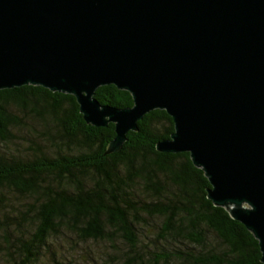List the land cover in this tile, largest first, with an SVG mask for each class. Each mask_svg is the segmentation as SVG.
<instances>
[{
    "label": "water",
    "instance_id": "water-1",
    "mask_svg": "<svg viewBox=\"0 0 264 264\" xmlns=\"http://www.w3.org/2000/svg\"><path fill=\"white\" fill-rule=\"evenodd\" d=\"M76 96L119 151L157 109L161 152H189L209 197L259 240L264 263V0H0V90ZM115 85L134 105L103 104Z\"/></svg>",
    "mask_w": 264,
    "mask_h": 264
},
{
    "label": "trees",
    "instance_id": "trees-1",
    "mask_svg": "<svg viewBox=\"0 0 264 264\" xmlns=\"http://www.w3.org/2000/svg\"><path fill=\"white\" fill-rule=\"evenodd\" d=\"M96 97L134 105L133 95L115 85L100 87ZM174 132L173 117L157 109L109 152L116 125L89 124L76 96L36 85L0 90L5 264H45L56 254L52 239L67 234L74 249L87 242L108 248L89 254L91 264L112 255L120 264H264L259 240L210 199L211 182L191 154L158 150ZM12 192L28 199L22 209H13ZM82 255L72 250L77 262L57 254L51 262L83 264Z\"/></svg>",
    "mask_w": 264,
    "mask_h": 264
},
{
    "label": "rangeland",
    "instance_id": "rangeland-1",
    "mask_svg": "<svg viewBox=\"0 0 264 264\" xmlns=\"http://www.w3.org/2000/svg\"><path fill=\"white\" fill-rule=\"evenodd\" d=\"M25 149H28V146L24 144L23 146ZM9 191V190H8ZM11 196V205L12 207H14L13 209H22L24 204L26 202H28V199L21 194H17L12 192V194H10ZM12 209V208H10ZM13 212H11V215H17V212L15 210H12ZM159 220L156 219L155 222ZM19 235V230L17 229L15 231V236ZM52 240H56L55 242V250H56V254L61 258H68L71 257V252L73 250L74 251H82L83 255L81 256V261L83 264H91V256L89 254H93V253H98L99 251H101V253H105L106 250L108 249L106 246H104L103 244H99V243H92V242H87V243H81L79 246H76L74 249V241L75 238L73 236H71V234H67L66 237L61 240L60 235H57L55 238H53ZM72 245V246H71ZM52 255L49 254L46 258H45V264H52L51 260L53 259V257L56 255ZM73 254V253H72ZM118 256L117 255V259L115 258V255L112 256H108L107 260H104L103 264H120V261H118ZM72 260L74 262H77L79 260V256L77 257H71ZM5 258L4 257H0V264H5ZM67 263V262H66ZM12 264V263H11ZM40 264H43V260L41 261Z\"/></svg>",
    "mask_w": 264,
    "mask_h": 264
}]
</instances>
